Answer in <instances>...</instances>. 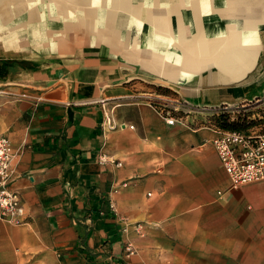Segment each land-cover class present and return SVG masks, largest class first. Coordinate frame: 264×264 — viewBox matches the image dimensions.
Returning <instances> with one entry per match:
<instances>
[{"label": "crops", "instance_id": "1", "mask_svg": "<svg viewBox=\"0 0 264 264\" xmlns=\"http://www.w3.org/2000/svg\"><path fill=\"white\" fill-rule=\"evenodd\" d=\"M263 96L264 0H0V264H264V180L231 186L210 114Z\"/></svg>", "mask_w": 264, "mask_h": 264}, {"label": "built area", "instance_id": "2", "mask_svg": "<svg viewBox=\"0 0 264 264\" xmlns=\"http://www.w3.org/2000/svg\"><path fill=\"white\" fill-rule=\"evenodd\" d=\"M152 105L168 123L175 122L161 97L156 96ZM210 114L216 117L223 114L227 121L242 125L241 128L224 129L215 123V134L211 139L231 186L264 180V96L243 104H224ZM13 157L9 138L0 135V221L20 224L24 221L20 197L9 187ZM126 250L133 252L131 246Z\"/></svg>", "mask_w": 264, "mask_h": 264}, {"label": "trees", "instance_id": "3", "mask_svg": "<svg viewBox=\"0 0 264 264\" xmlns=\"http://www.w3.org/2000/svg\"><path fill=\"white\" fill-rule=\"evenodd\" d=\"M161 91H166L165 89L158 88ZM216 123L219 127L224 129H234V128H241L242 125H239L238 123L227 121V118L225 115L221 114L216 117Z\"/></svg>", "mask_w": 264, "mask_h": 264}, {"label": "bare ground", "instance_id": "4", "mask_svg": "<svg viewBox=\"0 0 264 264\" xmlns=\"http://www.w3.org/2000/svg\"><path fill=\"white\" fill-rule=\"evenodd\" d=\"M59 1V0H58ZM81 1V0H80ZM83 2V1H82ZM42 4V3H41ZM48 5V4H47ZM82 5V4H81ZM76 6V5H75ZM51 7V6H50ZM85 7V6H84ZM87 8V7H86ZM53 9V8H52ZM48 10V9H47ZM72 12V11H71ZM38 14V13H37ZM49 15H50V13H49ZM44 16V15H43ZM50 17V16H49ZM259 20V19H258ZM45 22V21H44ZM41 24V23H40ZM47 28V27H46ZM45 31V30H44ZM40 33V32H39ZM45 34V33H44ZM34 38V37H33ZM217 47V46H216ZM246 52V51H245ZM180 57V56H179ZM171 60V59H170ZM174 62V61H173ZM166 69V68H165ZM167 71H168V69H167ZM226 71V70H225ZM169 74V73H168ZM172 75V74H171Z\"/></svg>", "mask_w": 264, "mask_h": 264}]
</instances>
